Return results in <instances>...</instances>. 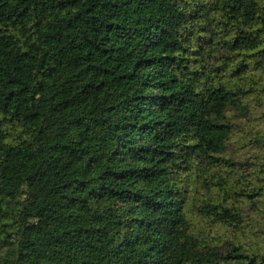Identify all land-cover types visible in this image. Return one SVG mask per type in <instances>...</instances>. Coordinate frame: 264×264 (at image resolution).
<instances>
[{
	"label": "trees",
	"instance_id": "trees-1",
	"mask_svg": "<svg viewBox=\"0 0 264 264\" xmlns=\"http://www.w3.org/2000/svg\"><path fill=\"white\" fill-rule=\"evenodd\" d=\"M0 264H264V0H0Z\"/></svg>",
	"mask_w": 264,
	"mask_h": 264
}]
</instances>
